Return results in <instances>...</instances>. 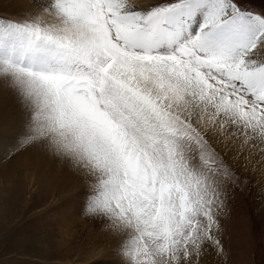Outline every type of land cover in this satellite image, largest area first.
I'll use <instances>...</instances> for the list:
<instances>
[{"label": "snow or ice", "instance_id": "1", "mask_svg": "<svg viewBox=\"0 0 264 264\" xmlns=\"http://www.w3.org/2000/svg\"><path fill=\"white\" fill-rule=\"evenodd\" d=\"M0 86V156L72 172L61 215L114 242L95 264H227L231 202L264 208V0H27Z\"/></svg>", "mask_w": 264, "mask_h": 264}, {"label": "rangeland", "instance_id": "2", "mask_svg": "<svg viewBox=\"0 0 264 264\" xmlns=\"http://www.w3.org/2000/svg\"><path fill=\"white\" fill-rule=\"evenodd\" d=\"M4 8L1 4L0 16ZM16 117L14 96L0 94V127ZM12 170L17 172L14 185H25L14 195L7 178L0 181V264H95L99 253L112 247L98 225L61 215L77 178L54 157L38 149L11 162L0 156V179ZM221 223L227 264H264V208L258 202L238 195Z\"/></svg>", "mask_w": 264, "mask_h": 264}, {"label": "bare ground", "instance_id": "3", "mask_svg": "<svg viewBox=\"0 0 264 264\" xmlns=\"http://www.w3.org/2000/svg\"><path fill=\"white\" fill-rule=\"evenodd\" d=\"M137 2H141L142 3V2H145V0H137ZM25 3H27V0H0V5L1 4L4 5V7H5L4 10L6 9L9 12L16 11L17 10V5H22V4H25ZM6 93H10V92H6L4 90V88L2 86H0V94L6 96ZM6 174L7 175H4V177L1 178L0 181H2L4 178H7V183L11 184L10 189L12 190V194L16 195L17 192H19L20 188L23 185H25V184L22 182V183H20V185L18 183L16 185H14L15 182H13V181L17 177V172L15 170L14 171L12 170V173L9 172V173H6ZM24 179H26V178L24 177ZM28 182H30L29 176H28ZM19 198H20V196H19Z\"/></svg>", "mask_w": 264, "mask_h": 264}]
</instances>
